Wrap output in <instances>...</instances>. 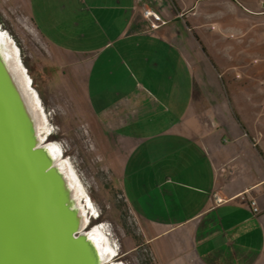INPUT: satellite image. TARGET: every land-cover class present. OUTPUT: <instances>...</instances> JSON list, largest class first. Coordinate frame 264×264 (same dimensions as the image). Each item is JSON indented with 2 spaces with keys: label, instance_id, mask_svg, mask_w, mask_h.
Returning <instances> with one entry per match:
<instances>
[{
  "label": "crops",
  "instance_id": "obj_1",
  "mask_svg": "<svg viewBox=\"0 0 264 264\" xmlns=\"http://www.w3.org/2000/svg\"><path fill=\"white\" fill-rule=\"evenodd\" d=\"M217 1L9 0L19 12L18 25L39 45L26 51L25 64L42 99L54 92L77 95L87 103L92 134L98 124L106 130L95 138L99 151L152 264H264V101H254L261 94L258 76L241 72L239 83L235 63L222 70L211 60L190 62L193 49L200 58L202 46L205 56L216 59L226 46L238 70L248 53L264 60V38L255 35L249 48L238 43L236 50L220 32L199 45L192 32L217 25L213 12L220 14V5L206 12L204 4ZM253 3L254 10L238 4L250 18V31L264 17V0ZM147 9L167 25L151 32L143 19ZM178 14L184 18L177 20ZM191 18L207 24H191ZM87 28L88 42L101 45L84 51L77 46L86 41ZM106 53L107 63L95 61ZM93 61L101 72L90 70ZM257 74L264 75V68ZM100 106L105 114L94 111ZM214 197L225 202L215 205Z\"/></svg>",
  "mask_w": 264,
  "mask_h": 264
},
{
  "label": "water",
  "instance_id": "obj_2",
  "mask_svg": "<svg viewBox=\"0 0 264 264\" xmlns=\"http://www.w3.org/2000/svg\"><path fill=\"white\" fill-rule=\"evenodd\" d=\"M0 24V264H126Z\"/></svg>",
  "mask_w": 264,
  "mask_h": 264
},
{
  "label": "rangeland",
  "instance_id": "obj_3",
  "mask_svg": "<svg viewBox=\"0 0 264 264\" xmlns=\"http://www.w3.org/2000/svg\"><path fill=\"white\" fill-rule=\"evenodd\" d=\"M246 1L247 2L243 0H218L216 3H204L205 6H207L206 12H213L216 9L210 8L212 4L220 5L219 9H217L220 14L215 13L214 15L213 12V18L216 16H218V18L216 22L217 25L212 26V28H206L204 31H198V28L194 25L196 29L193 30L192 35L197 33V38L195 39L198 41L199 45L201 44L202 40L207 45V43L211 42L216 35L219 36L220 32L224 34V42L227 45L232 44V46L236 50L238 48V43H240L239 49H244L246 47L249 48L252 42H249V39L255 35H259L261 38H264V17L256 19L257 22H263L261 25L259 24V27L257 29L250 31L246 28L247 20H249L250 18L240 12V9H238V4L250 10L255 9V5L253 3L254 0ZM236 14L237 18L235 19L234 17L236 16ZM18 15L19 12H17L16 10L14 11V7L10 6L9 0H0V24L3 25V27L15 38L20 49L22 50L23 57L26 60V58L28 57L26 51H28L29 49H31L32 51L35 49L39 50V45L35 43L37 41L36 39H33V37L28 35L27 31L25 32L24 29H22L18 25V18L20 19V16L18 17ZM210 15L211 14H208V16ZM231 15H233V17H231ZM188 17H191V15L189 14ZM210 18H212V16H210ZM190 22L191 24H198L202 27L207 24L206 21H198V19L193 18L190 19ZM251 22L255 23V19L251 18ZM230 26L232 27V29H230ZM214 27L215 31L213 30ZM88 29L89 28H87V32L83 33L87 37L86 41L84 42V44H79L77 46V48L80 50L86 51V49H94L101 45L100 41L99 46H92L88 42L90 34V30L88 31ZM237 29H239L238 34H236ZM185 30H187V28H185ZM192 35L190 34V38L194 42V46L196 48H199L196 40ZM80 42H82L81 39ZM201 48L200 52L203 57L199 58L197 57V54L193 55V49L191 52V63L197 62V64H204L206 60L207 63L211 65V60L214 65L219 64V67L222 70H227L235 63L233 68L235 69V72L237 71V73H239L238 77H236L239 83H243V80L240 78V76L242 75L241 72L243 74L250 72L249 77L251 79H255V76L252 75V73H254L256 76H258L256 82L260 85L259 89L261 90V94L255 93L256 98L254 99V101L263 103L264 93H262V91H264V75L257 74L258 72L261 73L264 68V66L261 65V63H264L262 57L256 56L257 54L253 51V53H248L246 58L247 61L244 62L245 66L239 65L237 70L235 54H230L226 50V46L220 49L221 55H217L216 59L213 58L215 55L205 56ZM107 56L108 53L100 55V57H98L95 61L100 59L97 62L101 64L107 63ZM95 61L91 63L90 70L94 71L95 73L101 72L102 67H98V65L100 64L97 65ZM112 63L115 65V61H113ZM56 94L57 93L54 92L52 94V97L47 98V104H45L48 111L51 113V121L53 125L58 129L57 135L51 138V140L57 141L63 146L66 152L65 155L69 157L74 165L79 169L83 180L87 184L92 202L100 213V218L95 223L103 222L107 225L109 224L114 238L121 247V261L125 262L126 264H152L153 259L150 249L146 246H139L142 238L140 237V235H138L135 222H133L129 217V213L126 207H119L122 202L124 203L123 199H121L120 196L112 197L108 195L107 191L105 190L106 187L110 185V192H112L113 189L115 191L118 190L117 182H111V177L113 175L108 170L103 161L101 155L102 151H99V147L101 148V142L96 141L95 139L103 137V132H106V130L103 128V125L98 124V126L95 125L96 136L92 134L86 122V120H92V118H87V113L85 111L88 107L87 103H85V101H81V99H79V96V98L77 97V95L73 96V98H77L76 103L74 101L75 98L73 99L71 94L69 93L63 92L57 94L60 95L58 101L55 96ZM84 95L87 94H81L80 96L84 97ZM244 95L246 99H248V97H251L246 92L244 93ZM237 100L242 101V99L239 97L237 98ZM95 109L96 110L94 111H96L98 115L105 114V110L102 109L101 106ZM92 128L93 126H91V129ZM109 182L111 183L109 184Z\"/></svg>",
  "mask_w": 264,
  "mask_h": 264
},
{
  "label": "built area",
  "instance_id": "obj_4",
  "mask_svg": "<svg viewBox=\"0 0 264 264\" xmlns=\"http://www.w3.org/2000/svg\"><path fill=\"white\" fill-rule=\"evenodd\" d=\"M183 18H184V15L178 14L176 19L182 20ZM143 19L148 22L149 30L151 32H156V31L160 30L161 27H165L167 25V22H165L157 12H155L151 9H147V10L143 11ZM224 202H225L224 200H220V199L214 197L215 205L219 206V205L223 204ZM250 206L252 208V213L254 215H257L259 212H258L256 203L252 201V202H250Z\"/></svg>",
  "mask_w": 264,
  "mask_h": 264
},
{
  "label": "trees",
  "instance_id": "obj_5",
  "mask_svg": "<svg viewBox=\"0 0 264 264\" xmlns=\"http://www.w3.org/2000/svg\"><path fill=\"white\" fill-rule=\"evenodd\" d=\"M29 70V69H28ZM29 73H30V71H29ZM30 76H31V78L34 80V78H33V76H32V74L30 73ZM34 85H35V80H34ZM35 88H36V85H35ZM37 89V88H36ZM38 91V90H37ZM41 97V96H40ZM42 98V97H41ZM109 195L110 196H112V197H118V196H120V194H119V192H117V191H112V192H109ZM125 207V204L122 202V204L119 206L120 208L121 207Z\"/></svg>",
  "mask_w": 264,
  "mask_h": 264
},
{
  "label": "flooded vegetation",
  "instance_id": "obj_6",
  "mask_svg": "<svg viewBox=\"0 0 264 264\" xmlns=\"http://www.w3.org/2000/svg\"><path fill=\"white\" fill-rule=\"evenodd\" d=\"M45 102V101H44ZM45 104H47V102H45Z\"/></svg>",
  "mask_w": 264,
  "mask_h": 264
}]
</instances>
